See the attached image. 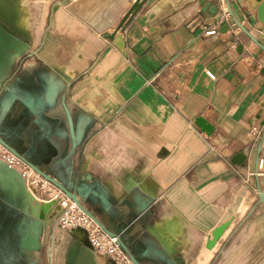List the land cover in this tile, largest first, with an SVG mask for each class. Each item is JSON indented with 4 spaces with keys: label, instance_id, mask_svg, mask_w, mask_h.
<instances>
[{
    "label": "crops",
    "instance_id": "1",
    "mask_svg": "<svg viewBox=\"0 0 264 264\" xmlns=\"http://www.w3.org/2000/svg\"><path fill=\"white\" fill-rule=\"evenodd\" d=\"M138 1L18 0L7 26L26 53L0 82V133L70 188L106 199L91 209L109 229L124 228L123 240H139L142 264H264V0H229L252 38L226 0H206L219 4L217 16L204 0H148L116 46L106 35ZM213 27L218 34L206 35ZM71 133L83 135L76 149ZM41 145L53 163L41 162ZM238 153L244 166L233 163ZM73 243L54 230L45 264H72Z\"/></svg>",
    "mask_w": 264,
    "mask_h": 264
},
{
    "label": "water",
    "instance_id": "2",
    "mask_svg": "<svg viewBox=\"0 0 264 264\" xmlns=\"http://www.w3.org/2000/svg\"><path fill=\"white\" fill-rule=\"evenodd\" d=\"M2 1L0 0V6L2 5ZM148 0H139L127 14L125 19L120 23V25L116 28V30L109 35H106V38L112 41L117 45L119 40L122 39L121 31H123L134 19L137 18L138 14L144 7L145 3ZM229 7V13L233 19L234 24L239 27L243 33L248 35L250 38V34L243 27L241 22L234 16V13L230 7L229 0H226ZM19 4V3H18ZM204 4V12H209L212 16H217L220 12L219 4L212 5L206 0L203 1ZM20 7V5H19ZM21 9V7H20ZM22 11V10H21ZM10 15L16 17V14L6 11L5 9H1L0 7V19L4 22H0V82L6 76L8 70L12 67L14 61L18 57H22L26 53V45L25 42L17 37V31H12L15 28V24L8 19ZM244 15L248 18L249 23L252 26L256 25V19L252 17L249 11H245ZM154 16V11H149L145 17L142 19L141 24L148 23L149 19H152ZM11 17V16H10ZM7 25L11 26L10 29ZM230 28L229 24L221 23V32L226 33ZM123 47H124V41ZM16 101L20 105H22L25 109L28 108V104L20 98H16ZM19 111V108L14 110L15 117L17 115H23L22 112ZM69 127L72 132V119L67 112ZM195 124L207 135H212L213 127L203 118H197ZM85 136V135H84ZM72 137V149H76L80 142L83 140V135L74 136L71 133ZM17 140L22 142L23 140L27 141L26 137L17 136ZM41 138L48 139V136H42ZM0 143L8 148L13 154L22 158L31 168H33L39 175H41L44 179L55 185L62 192H64L69 198H71L74 202H76L79 207L88 214L91 218H93L97 224L111 237H115L118 239V244L122 248V250L131 258V260L135 264H142L140 261V254L144 252L139 246V240L136 239L134 244L132 241H126L122 239L123 234L126 232L124 228H122V234L116 233L114 230L109 229L104 225V223L95 215L94 211L91 209V206L96 207L98 204V199L102 200L106 203V199L100 197L96 192L91 191L88 192V196H85V191L82 186H75L73 184L72 188H67L63 184H61L57 179L51 177L48 173H46L42 168H40L34 162L29 160V156L27 154L20 153L15 147L10 145V143L5 138L3 133H0ZM47 147V146H46ZM26 150V147H23ZM46 150V148L44 149ZM48 152V150H46ZM46 152V154H47ZM246 155L244 153H238L233 158V163L236 165L244 166L246 163ZM258 176V175H257ZM75 190V192H74ZM258 197L260 203L264 204V191L259 188ZM47 205V209L43 212L42 208L39 204V201L36 200L32 193L29 191L26 181L23 176L16 171L15 169L9 167L5 162L0 160V219L5 220L7 217L10 219V216L7 214H14L16 216V220L23 221L24 224L28 225V231L26 228L22 227L20 223L19 233L23 236L20 238L19 242V250L18 254L22 257L23 252L22 249L29 250L30 253H34L35 256L41 252L42 250V237L44 234L48 233V239H54V223L62 211V207L60 206L58 200H43ZM138 216H141L139 214ZM230 222H226L222 224L220 227L215 229L211 235V238L207 244V248L213 249L220 238L224 235L225 231L229 227ZM79 233H83L85 235L84 239L79 237ZM72 237H75L80 243V251L79 258L85 254L90 253L91 257H93L94 262L96 263L95 254L92 252L91 245L89 243L86 232L82 229H75L72 232H69ZM27 240V241H26ZM48 240V241H49ZM50 257H52V249H50ZM160 263L155 262L154 264H172L168 259H162ZM107 264H116L111 259H106Z\"/></svg>",
    "mask_w": 264,
    "mask_h": 264
},
{
    "label": "built area",
    "instance_id": "3",
    "mask_svg": "<svg viewBox=\"0 0 264 264\" xmlns=\"http://www.w3.org/2000/svg\"><path fill=\"white\" fill-rule=\"evenodd\" d=\"M216 34H218V28L216 27L206 31V35L209 36ZM206 74L210 79H216L213 72L207 71ZM0 160L23 176L29 191L39 200H58L62 207V211L57 215L54 223V230H62L69 233L75 229H82L86 232L95 256L103 257L105 260L109 258L116 264H135L119 246L117 238L107 234L76 202L55 185L44 179L22 158L13 154L1 143ZM259 168L260 170H264V159L260 160Z\"/></svg>",
    "mask_w": 264,
    "mask_h": 264
},
{
    "label": "flooded vegetation",
    "instance_id": "4",
    "mask_svg": "<svg viewBox=\"0 0 264 264\" xmlns=\"http://www.w3.org/2000/svg\"><path fill=\"white\" fill-rule=\"evenodd\" d=\"M40 146V157L42 163L54 162L53 159H50V151L46 146ZM15 147L20 150L21 145H15ZM48 150V152L46 150ZM47 152V154H46ZM41 164H38L40 167ZM46 173H48L51 177L57 179L61 184L69 188V185L64 181L56 178L52 170L43 169ZM48 171V172H47ZM70 189V188H69ZM1 214V213H0ZM10 216V219L7 217L5 220L0 219V264H45V244L48 242V233L44 234L42 237V250L36 256L34 253H30L29 250L22 249L23 255L19 256V240L23 238L19 233V228H26L27 231L28 225L24 224L23 221L16 220V216L14 214H7ZM20 223H23L20 225ZM74 243L71 245L69 253L67 255L68 260L72 262V264H96L91 257L90 253H85L79 258V251L81 247V243L75 238L72 237ZM27 241V240H26ZM93 252V251H92ZM94 253V252H93Z\"/></svg>",
    "mask_w": 264,
    "mask_h": 264
},
{
    "label": "rangeland",
    "instance_id": "5",
    "mask_svg": "<svg viewBox=\"0 0 264 264\" xmlns=\"http://www.w3.org/2000/svg\"><path fill=\"white\" fill-rule=\"evenodd\" d=\"M0 7H1V9H5L6 11L11 12V13L16 14V15L21 13V9L19 7L18 0H3L2 5ZM33 197L39 201V204H40L42 210L45 211L47 209V205L45 204V201H43L44 199L39 200L35 195H33ZM49 247H50V245H49Z\"/></svg>",
    "mask_w": 264,
    "mask_h": 264
},
{
    "label": "bare ground",
    "instance_id": "6",
    "mask_svg": "<svg viewBox=\"0 0 264 264\" xmlns=\"http://www.w3.org/2000/svg\"><path fill=\"white\" fill-rule=\"evenodd\" d=\"M79 237H80L81 239H84V238H85V235H84L83 233H79Z\"/></svg>",
    "mask_w": 264,
    "mask_h": 264
}]
</instances>
